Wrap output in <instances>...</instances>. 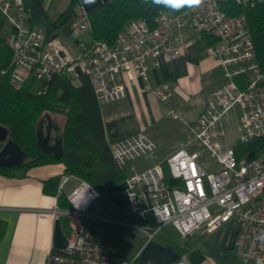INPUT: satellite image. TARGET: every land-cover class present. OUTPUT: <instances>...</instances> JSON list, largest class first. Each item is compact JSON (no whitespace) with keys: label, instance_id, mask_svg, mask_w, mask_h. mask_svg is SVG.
<instances>
[{"label":"built area","instance_id":"2783aa9c","mask_svg":"<svg viewBox=\"0 0 264 264\" xmlns=\"http://www.w3.org/2000/svg\"><path fill=\"white\" fill-rule=\"evenodd\" d=\"M225 1L201 0L198 6L179 13L160 11L151 21L134 19L128 24V34L121 32L113 44L81 42L80 55L75 59L61 56L56 42L52 50L43 48L44 30L31 25V14L22 0H0V11L11 24L6 43L11 50L13 85L19 86L28 78L48 82L60 74L72 81L79 67L88 76L99 103L124 98L128 85L147 76L149 58L179 56L181 37L177 30L189 28L213 38L207 52L219 60L224 82L206 100L193 133L221 169L207 172L199 161V152L175 150L143 171L125 173L127 209L139 219L136 226L148 240L168 224L185 237L198 230L211 233L233 219L239 226L235 240L238 258L244 264H264V152L250 158L235 150L240 143L264 136V72L256 58L246 16L228 14L223 8ZM231 1L239 5L249 2ZM69 29L73 33L90 31L89 12L80 2ZM162 90L159 86L153 92L161 99ZM231 111L236 115V128L228 139L223 122L226 118L232 126ZM156 150V143L142 131L110 143L112 157L124 172L129 163L153 156ZM68 178L67 174L60 176L57 194ZM84 192L86 195L77 203ZM98 196L96 187L81 180L69 196L72 209L52 210L58 218L66 216L70 228L64 249L49 253L44 264H126L122 257L100 251L94 233L82 222L84 210Z\"/></svg>","mask_w":264,"mask_h":264},{"label":"crops","instance_id":"0c3cea01","mask_svg":"<svg viewBox=\"0 0 264 264\" xmlns=\"http://www.w3.org/2000/svg\"><path fill=\"white\" fill-rule=\"evenodd\" d=\"M22 3L31 14V25L44 30V49L52 50V43L56 42L61 56L75 59L80 55L79 44L91 41L90 31L73 33L69 29L76 15L77 4L73 0ZM10 30L7 16L0 11V37H6ZM177 31L181 37L179 56L149 58L147 76L128 85L124 98L100 107L103 121L113 123L108 132L113 138L142 131L156 143L155 154L163 152L164 158L180 148L186 150L196 139L193 124L211 93L224 82L219 60L207 52L210 38L189 28ZM128 32L126 26L122 33ZM71 82L80 85V77ZM159 86L163 87L161 99L153 92ZM174 108L180 110L179 115ZM50 115L62 129L58 119ZM62 119L64 122L63 116ZM178 130V137L170 136ZM188 131L193 138L188 137ZM64 174L61 162L30 167L23 175L0 174V264H44L46 256L57 250L54 228L59 218L52 210L66 209L59 206L58 194L44 192L43 185L49 178L59 179ZM68 176L61 193L69 200L81 180ZM71 178L77 183L66 187ZM103 190L104 198H95L82 217L83 224L97 238L100 251L118 255L126 264H180L184 256L189 264H244L235 253L239 232L235 220L211 233L198 230L183 237L175 229L177 233L167 230L148 240L136 226L140 225L139 219L127 209L124 183Z\"/></svg>","mask_w":264,"mask_h":264},{"label":"trees","instance_id":"16d2710c","mask_svg":"<svg viewBox=\"0 0 264 264\" xmlns=\"http://www.w3.org/2000/svg\"><path fill=\"white\" fill-rule=\"evenodd\" d=\"M77 3L78 0H73V4ZM186 8L172 10L155 5L152 0H109L89 11L91 41L113 44L134 19L151 21L160 11L179 13ZM223 8L228 14L243 13L246 16L256 58L264 72V0H249L240 5L227 0L223 2ZM6 37H0V125L7 129L8 137L24 151L25 157L18 167H0V174L23 175L30 167L61 162L67 175L96 187L99 193L104 188L123 184L124 170L110 151V143L115 138L108 132L113 123L103 121L100 103L88 76L81 74L80 85L74 86L67 75H56L43 82L37 92L32 90L35 80L31 78L15 86L10 81L13 68ZM209 38L210 44L213 43L214 39ZM45 113L64 117L61 158L45 153L36 144V123ZM235 150L240 156L246 154L253 158L264 152V136L240 143ZM58 181L57 177L49 178L44 182L43 191L56 194ZM58 203L62 209L73 207L62 193L58 194ZM59 221L62 232L67 234L70 220L60 216Z\"/></svg>","mask_w":264,"mask_h":264},{"label":"water","instance_id":"95a60500","mask_svg":"<svg viewBox=\"0 0 264 264\" xmlns=\"http://www.w3.org/2000/svg\"><path fill=\"white\" fill-rule=\"evenodd\" d=\"M80 3L90 10L108 2L109 0H79ZM78 76L83 74L79 67L75 69ZM36 144L45 153L55 158L63 155L61 128L50 114L45 113L36 123ZM25 157L24 151L8 137V131L0 125V167L15 168L20 165ZM66 244L65 234L62 232L59 219L55 221L54 247L61 251Z\"/></svg>","mask_w":264,"mask_h":264},{"label":"rangeland","instance_id":"374dc122","mask_svg":"<svg viewBox=\"0 0 264 264\" xmlns=\"http://www.w3.org/2000/svg\"><path fill=\"white\" fill-rule=\"evenodd\" d=\"M42 84L43 82L42 81H39V80H35L34 83L32 84V90L34 92H37L41 89L42 87ZM117 101H113V102H108V103H100V107H103V106H108L110 104H113ZM174 113H178V115L180 114L179 113V109H176L174 108ZM237 114V116H239L240 114V110L238 107L235 108L234 110ZM235 112L231 111L229 113V119H231V122H232V126H229L227 124V121H226V118L224 119V126L227 128V131H228V139L231 138V133L233 131H235V128H236V123H235ZM58 121L60 122V125L62 124L63 125V119H62V116L60 115H54ZM171 116V115H170ZM193 127H194V130L196 129L197 125L194 123L193 124ZM180 133V130H178L175 134L174 133H170V136H174L175 135V138L178 137V134ZM188 137L190 138H193V134L191 131H188ZM186 150L188 152H193V151H198L199 152V161L201 162V164L203 165V167L205 168V170L207 172H217L221 169V164L216 160V158L210 154V152L207 150V148L198 140V139H194L193 142L191 143V145L187 146L186 147ZM164 153L163 152H158L156 154H154V156H145V157H142V158H139L133 162H131L127 168H126V172L127 173L126 175L130 174V173H133V172H140V171H143L147 168H149L150 166H152L153 164L157 163V162H160L162 160H164ZM77 183V180L74 179V178H71L70 179V182L66 185V187H68L70 184L72 185H75ZM68 190V189H67ZM106 195V192L104 190H100V193H99V196L97 198V200L99 199H102L104 198V196ZM167 230H172L174 231L175 233H177L175 231V228L171 225V224H168L167 226H165V228L163 229V232L167 231Z\"/></svg>","mask_w":264,"mask_h":264},{"label":"clouds","instance_id":"9594fccd","mask_svg":"<svg viewBox=\"0 0 264 264\" xmlns=\"http://www.w3.org/2000/svg\"><path fill=\"white\" fill-rule=\"evenodd\" d=\"M152 3L172 10H180L184 7L192 8L198 6L201 3V0H152ZM180 264H189L188 257H182Z\"/></svg>","mask_w":264,"mask_h":264},{"label":"bare ground","instance_id":"6f19581e","mask_svg":"<svg viewBox=\"0 0 264 264\" xmlns=\"http://www.w3.org/2000/svg\"><path fill=\"white\" fill-rule=\"evenodd\" d=\"M85 195H86L85 192L82 193V194L79 196V198H78V200H77V203H78V201H81Z\"/></svg>","mask_w":264,"mask_h":264}]
</instances>
